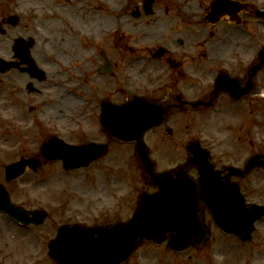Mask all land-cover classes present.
Instances as JSON below:
<instances>
[{
	"label": "flooded vegetation",
	"instance_id": "af4514ba",
	"mask_svg": "<svg viewBox=\"0 0 264 264\" xmlns=\"http://www.w3.org/2000/svg\"><path fill=\"white\" fill-rule=\"evenodd\" d=\"M143 1L119 4L120 10L129 11L133 28L127 29L129 35H115L121 22L111 21L115 9L109 10L106 2L54 0V7L44 12L35 10L38 3L32 0L24 21L17 13L19 0H0V9L6 10L0 12V25L7 27L1 35L11 36L16 64L11 70L15 127L27 128L31 118L37 124L32 114L39 115L47 133L43 142L56 136L78 146L76 160L86 162L66 169L72 155L42 159L38 170L78 172L69 199L76 201L75 216L63 212L61 220V205L51 200L43 207L42 224L20 231L19 223L0 210V264L17 263L20 243L32 248L21 264H55L48 249L60 225L122 221L132 211L130 197L134 210L140 193L156 190L146 175L140 189L130 184V166L141 169L135 142L119 139L111 123L112 107L133 96L155 107L159 123L142 135L155 170L172 178L181 173L199 183L197 168L186 165L196 159L199 142L216 178L207 181L222 185L225 202L264 205V0H153L147 8ZM12 15L18 19L9 25ZM22 25L26 31L19 30ZM21 37H33L30 53L43 71L38 77L16 56ZM131 38L151 41L135 47ZM3 176L0 164V182ZM16 183L5 185L10 201L33 209L42 207L18 197L35 186H60V181L45 178L28 180L30 188L17 191ZM199 215L208 236L198 243L191 240L187 264H264V215L249 241L216 227L204 204Z\"/></svg>",
	"mask_w": 264,
	"mask_h": 264
},
{
	"label": "water",
	"instance_id": "95a60500",
	"mask_svg": "<svg viewBox=\"0 0 264 264\" xmlns=\"http://www.w3.org/2000/svg\"><path fill=\"white\" fill-rule=\"evenodd\" d=\"M26 47L27 44L21 43ZM22 61L29 64L30 71H34L33 62L29 57L28 50L20 52ZM11 67V62L0 59V71ZM144 105L133 99L129 103L114 107L113 121L118 128L131 136H122L121 139L136 141V153L138 160L142 164V172L147 174L158 187V191L145 193L140 196V202L131 218L124 223L109 225L98 228H85L80 225H67L59 228L57 237L50 244V255L57 264H121L126 261L137 245L146 240L161 243L168 238V246L172 249L183 250L190 245V235L201 234L203 223L198 215V205L201 202L209 205V201L204 197V192L211 184L205 182L209 179L208 165L199 161L193 162L199 171L198 185H194L187 177L178 173L176 178H171L164 173H155L148 161L147 149L141 142L142 133L147 128L156 125L155 108L148 107L146 113L143 111ZM59 143V142H58ZM55 143L57 153H48V147H42L43 155L49 158H57L63 155L67 148L70 153L79 151V147ZM38 161L30 158H20V160L10 163L5 167L6 179H12L23 173L25 165L36 168ZM150 164V165H149ZM78 164L72 166L76 167ZM195 191L200 188L201 195L190 194L189 189ZM240 205V204H239ZM214 212L213 220L229 233H237L239 226L234 218L222 215L225 208H217L209 205ZM0 208L8 212L18 220L25 223L34 221L40 223L43 215L10 204L6 191L0 185ZM215 211L219 215H215ZM242 216L238 220L242 221V227L247 231L252 229L255 219L262 215L261 206H252L251 209L242 208ZM192 229V230H191ZM191 231H195L191 233ZM241 235V233H238ZM248 235V232L245 233Z\"/></svg>",
	"mask_w": 264,
	"mask_h": 264
},
{
	"label": "rangeland",
	"instance_id": "374dc122",
	"mask_svg": "<svg viewBox=\"0 0 264 264\" xmlns=\"http://www.w3.org/2000/svg\"><path fill=\"white\" fill-rule=\"evenodd\" d=\"M42 1L43 3H39ZM60 2H65V0H59ZM89 1V0H87ZM32 2V0H19V7L18 12L21 18L24 19L27 16V9L28 4ZM38 3L37 5L34 4L35 10H41L44 12H48V9L53 8L54 6L50 5L54 2V0H36ZM72 2V0H71ZM107 3V7L109 10H112V7L115 11L111 12V21L112 22H121V26L114 32L115 35H129L126 33L128 28H133L128 23L133 22V18L129 15V11L126 13L125 10H120L119 4L126 3L130 5L132 3H137L139 0H97L98 4ZM102 9V6H100ZM0 12L5 13L6 10L4 6L0 9ZM100 15L105 13L104 10H98ZM96 19V18H95ZM101 18H98L99 20ZM153 21V19H152ZM54 25V23L52 24ZM11 26H8L9 33H10ZM97 29V27H95ZM21 32L26 31L24 25L19 27ZM101 33V32H100ZM98 33V34H100ZM110 34V32H108ZM134 33H130L132 36ZM151 38H147L146 42H136L133 38H131L130 44L132 46L138 45H145V43H149ZM101 45L103 43L99 42ZM10 37H6V35L0 34V55L6 57L7 59L10 58L11 51H10ZM36 48H33V50ZM42 65V64H41ZM12 71H8L4 74H0V86L9 82L12 85ZM5 75V76H4ZM12 88L10 85H5L4 88L0 87V164L4 165L9 161L16 159L19 155H29L32 152L38 153L39 146L46 136L45 131V123L43 118H39V115L32 114L33 119L38 120L37 124L33 125L32 118L30 119V123H28L27 128L17 129L15 127L14 121V112H13V105H12ZM26 153V154H25ZM54 174V175H53ZM78 177V172H71L69 174H64L61 171H57L53 168L43 167L42 169L38 170L36 173H32L27 171L22 177L19 178L17 183L15 184L16 190H28L30 187L26 185L28 180L36 181L44 178H52L56 179V182L60 181V186L56 185H49L48 188L44 186H35L32 192H27L23 196H19V200L26 199L27 203L34 205H47L50 203L51 200L53 205L58 206L61 205V208L57 210V214L59 212V216L62 218V213L64 212L72 214L75 216L73 212L76 211V201L70 202L69 199L71 195L74 194L75 187L71 185L76 184V180ZM4 182V180H2ZM129 181L130 184L136 185L138 189L141 188L142 176L134 166H130L129 170ZM47 189V191H46ZM132 193V192H131ZM75 194H77L75 192ZM114 196H116L114 194ZM132 196V195H131ZM30 199V200H29ZM29 200V201H28ZM130 207L133 208L134 201L133 198L130 197ZM32 201V202H31ZM66 201V203L64 202ZM105 219V218H102ZM101 221V220H100ZM20 231H24L26 227H18ZM259 229V227H258ZM32 248L26 247L24 244H19L18 250V261L16 264H21L25 262V258H28L32 254ZM186 253L181 255H173L168 248L163 244L162 246H150V245H143L136 250L133 256L130 258V264H187Z\"/></svg>",
	"mask_w": 264,
	"mask_h": 264
},
{
	"label": "bare ground",
	"instance_id": "6f19581e",
	"mask_svg": "<svg viewBox=\"0 0 264 264\" xmlns=\"http://www.w3.org/2000/svg\"><path fill=\"white\" fill-rule=\"evenodd\" d=\"M98 8H99V11L101 10V8H100V6H98ZM9 84V83H8Z\"/></svg>",
	"mask_w": 264,
	"mask_h": 264
}]
</instances>
